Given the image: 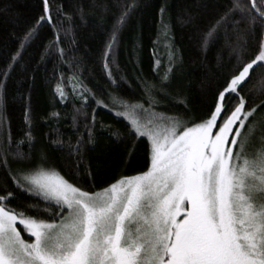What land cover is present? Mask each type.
<instances>
[{
    "label": "snow or ice",
    "instance_id": "1",
    "mask_svg": "<svg viewBox=\"0 0 264 264\" xmlns=\"http://www.w3.org/2000/svg\"><path fill=\"white\" fill-rule=\"evenodd\" d=\"M138 4L124 0L101 53L112 92L98 97L76 71L71 77L61 74L54 85L57 98L63 103L71 94L83 116L74 129L76 141L68 146L75 172L62 174L44 150L21 151L25 140L35 148L30 105L25 106V140L12 139L4 114L8 81L45 25L54 37L45 51L54 49L70 71L77 67L65 59V36L57 30L62 19L71 22L69 15L52 0H41L40 13L0 67V264H264V98L257 102L255 93L244 94L254 79L264 89V71L258 72L264 70V0H217L201 41L216 39L222 30L234 38L226 45L236 63L213 89L207 110L193 118H185L186 97L180 100L184 116L166 108V101L183 95L173 96L172 84L165 83L177 59L174 48L162 73L161 59L154 60L158 82L136 77L144 103H128L115 91L127 82L113 73L120 34ZM252 39L255 44L248 43ZM68 43L75 46L74 33ZM93 104L125 121L129 160L138 142L145 155L143 170L114 177L99 189L83 157L84 147L95 142ZM160 107L166 110L158 112ZM71 123L77 124L75 116ZM257 128L260 138L253 145Z\"/></svg>",
    "mask_w": 264,
    "mask_h": 264
},
{
    "label": "trees",
    "instance_id": "2",
    "mask_svg": "<svg viewBox=\"0 0 264 264\" xmlns=\"http://www.w3.org/2000/svg\"><path fill=\"white\" fill-rule=\"evenodd\" d=\"M52 2L54 6H61L70 17L71 22L65 24L62 19L57 24V30L65 36V42L61 45L69 54L65 59L69 60L70 65L77 67L70 71L69 66L61 64L54 49L45 51L54 38L52 29L45 25L40 30L39 38L27 46L24 60L8 81L4 114L10 124L12 139L25 140V134L29 130L25 122V106L30 105L35 148L29 149L25 140L20 149L24 152L46 151L51 165L64 174L76 171L70 167L72 158L68 156V146L75 143L77 136L73 134L74 129L79 126L83 116L76 112L79 102L73 101L71 94L63 103L57 98L53 91L54 85L61 74L71 77L72 72L76 71L82 73L85 85L98 97L103 98L104 94L113 91L101 67V53L114 23V16L124 0ZM216 2L217 0H139L137 10L120 34L113 64L114 75L119 73L127 81L121 82V88L115 90L119 96L128 103L137 100L144 103L140 99L143 93L136 77L158 82L159 76L153 70L154 60L161 59L159 71L162 73L168 64L167 53L174 48L177 59L173 64L171 79L165 83L172 84L169 91L173 96L177 93L183 95L173 101H166V108L173 109L171 114L184 116L185 106L180 100L186 97L190 111L185 118L199 117L205 112L213 89L236 63L226 45V40L231 42L234 38H226L222 30L216 39L206 44L201 41L203 30L215 15ZM161 7L166 8L163 14L160 12ZM40 11L41 0H0V67L17 46V37L23 35L24 29ZM72 33L75 34L74 47L68 43ZM248 43L255 44V39ZM101 89H104V93H101ZM65 90L71 93L70 86L66 85ZM262 92L264 89L254 79L244 94L247 96L255 93L259 102V98H264ZM92 107L98 113L95 142L84 147L83 157L84 163L93 170L91 183L99 189L114 177L121 174L132 175L135 171L143 170L145 155L144 145L138 142L134 157L129 160L125 150L131 145L124 138L125 121L108 109L99 108L95 104ZM116 108L123 110L120 105ZM166 108L160 107L157 111L162 113ZM88 111L90 113L91 110ZM53 113L60 115L55 117ZM73 116L77 119L76 125L71 123ZM117 131L121 134L119 138L112 135ZM255 137V140L250 141L253 145L259 141V128ZM118 139L123 140V143L118 142ZM55 140H62L64 144L52 143Z\"/></svg>",
    "mask_w": 264,
    "mask_h": 264
}]
</instances>
